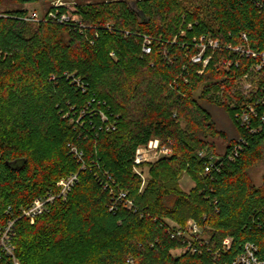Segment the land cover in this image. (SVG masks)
<instances>
[{
    "label": "trees",
    "instance_id": "1",
    "mask_svg": "<svg viewBox=\"0 0 264 264\" xmlns=\"http://www.w3.org/2000/svg\"><path fill=\"white\" fill-rule=\"evenodd\" d=\"M57 1L0 0V229L12 223L13 247H0V264H232L247 242L263 255L264 176L255 186L251 170L264 160V132L250 135L228 104L258 61L226 47L245 35L264 51V9L253 0ZM30 3L45 5L41 21L28 19ZM201 37L224 47L207 51L206 67L192 62ZM211 106L230 115L235 134ZM154 139L169 153L136 165ZM189 220L209 243L174 254L184 244L171 227Z\"/></svg>",
    "mask_w": 264,
    "mask_h": 264
},
{
    "label": "built area",
    "instance_id": "2",
    "mask_svg": "<svg viewBox=\"0 0 264 264\" xmlns=\"http://www.w3.org/2000/svg\"><path fill=\"white\" fill-rule=\"evenodd\" d=\"M253 1L258 7L264 9V0ZM49 17L57 19L60 23H68L70 21V17L65 14L57 17L54 13H51ZM28 19L31 21L42 20V18H38V14L36 13L30 14ZM243 38L245 41L244 45L239 47L229 45L226 47V50H229L230 53L241 55L242 57H253L258 62L252 66L246 74L239 78L237 87L232 90L233 96L228 104L232 110L235 109L236 111L234 116L236 122L246 128L250 135H252L264 132V51L258 52L250 49L246 44V36L243 35ZM151 44L152 39L150 37H145L143 45V52L145 54H150L152 52ZM198 45L201 49L200 53L192 58V62L194 64L202 63L204 67H206L212 59V55L206 56L208 50L215 51L224 48L219 40H215L211 37H201ZM233 64V60L224 61L223 63L225 68H229ZM201 72L202 71H200V73ZM238 92L241 94L243 100L241 104L236 98ZM255 120L258 121L257 126L253 125ZM243 143V138H239L233 148L232 154L229 156V159L233 160L238 156ZM167 153H169V149L162 146L159 140H151L148 145L142 146L137 150L135 164L140 165L145 162H151ZM213 165V163L206 165L205 173L211 172ZM76 181L77 175L72 174L66 180L60 182L62 194L65 195ZM125 197V193L120 194L121 199ZM52 199L53 198L50 197L45 200H37L32 208L25 211V215L32 218L39 215L43 211L46 203ZM131 205L132 203L129 202L128 207L131 208ZM171 229V237L181 239L184 244V247L181 249L182 252L189 251L192 254H201L205 249V245L209 243V237L194 220H189L185 227L173 225ZM11 231L12 223L4 229H0V247L8 254H12L13 252V247L10 243ZM232 241L233 240L230 237L224 239L222 243L223 251L230 250ZM129 263L132 264L130 261ZM13 264L20 263L14 258ZM232 264H264V254L262 255L260 253L259 247L255 243L247 242L244 245L243 251L233 260Z\"/></svg>",
    "mask_w": 264,
    "mask_h": 264
},
{
    "label": "rangeland",
    "instance_id": "3",
    "mask_svg": "<svg viewBox=\"0 0 264 264\" xmlns=\"http://www.w3.org/2000/svg\"><path fill=\"white\" fill-rule=\"evenodd\" d=\"M54 5L66 6L67 3L60 0V1L55 2ZM25 7L28 9V12L30 14H33V13L38 14V18H43V16L45 15V5L42 3H30V4H27ZM210 109L213 112L214 117L218 120L220 127L222 129H225V130H228L229 132L231 131L232 133H234L235 129L231 121L232 119L230 115L223 108H219L217 106H211ZM223 144L224 143L222 141H218V149L221 154H223V150H224ZM263 176H264V160L251 170V179L255 186H260L262 184ZM180 185L184 191L189 192L190 189L194 186V181L190 178V176L184 175L182 180L180 181ZM173 253L181 254L182 251L180 249V250L174 251Z\"/></svg>",
    "mask_w": 264,
    "mask_h": 264
}]
</instances>
